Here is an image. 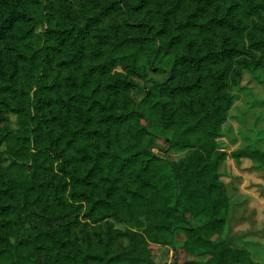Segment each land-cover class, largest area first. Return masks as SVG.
I'll list each match as a JSON object with an SVG mask.
<instances>
[{
    "label": "trees",
    "instance_id": "16d2710c",
    "mask_svg": "<svg viewBox=\"0 0 264 264\" xmlns=\"http://www.w3.org/2000/svg\"><path fill=\"white\" fill-rule=\"evenodd\" d=\"M256 69L264 0H0V264H263L217 146Z\"/></svg>",
    "mask_w": 264,
    "mask_h": 264
},
{
    "label": "rangeland",
    "instance_id": "374dc122",
    "mask_svg": "<svg viewBox=\"0 0 264 264\" xmlns=\"http://www.w3.org/2000/svg\"><path fill=\"white\" fill-rule=\"evenodd\" d=\"M148 76L162 75L149 72ZM144 91L143 87L134 89L132 95L138 99ZM233 94V103L217 138L218 148L227 154L219 163L218 173L230 203L223 238L228 246L245 249L254 260L264 264V166L248 157L230 155L241 148L264 150V70H244ZM165 155L178 158L182 152L172 149ZM158 250L156 260L164 264H171L175 255L179 260L184 258L171 247L160 246Z\"/></svg>",
    "mask_w": 264,
    "mask_h": 264
}]
</instances>
